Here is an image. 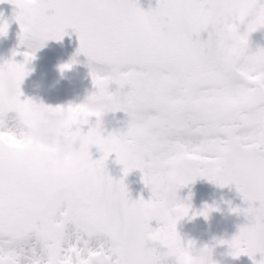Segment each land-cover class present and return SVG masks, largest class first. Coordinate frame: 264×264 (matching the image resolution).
<instances>
[{"label":"snow or ice","instance_id":"6c2138e0","mask_svg":"<svg viewBox=\"0 0 264 264\" xmlns=\"http://www.w3.org/2000/svg\"><path fill=\"white\" fill-rule=\"evenodd\" d=\"M3 2L18 9L19 41L28 51L13 52L22 62L0 63V74L13 77L16 88L14 106L0 118V264H187L181 257L195 241H183L176 225L191 207L178 191L199 178L234 184L248 204L231 209L248 222L217 243L227 244L233 258L264 257V106L251 103L264 96V49L249 51L250 34L264 28V0H157L148 11L138 0ZM214 2L230 20H208L205 10ZM8 27L0 22V36ZM160 27L169 38L151 47L143 71H130L125 57L139 34ZM69 28L79 40L76 54L88 59L95 90L67 105L62 134L86 137L87 160L75 169L45 171L22 154L23 145L44 112L63 106L21 99V83L35 52L62 40ZM118 111L128 116L126 129L104 135L102 117ZM90 117L95 125L84 131ZM92 146L99 159L92 158ZM113 153L123 165L119 180L107 173ZM133 170L141 171L148 200H131L124 177ZM217 210L205 205L197 214L207 219ZM153 220L158 227H151ZM134 240L142 254L133 262L125 246Z\"/></svg>","mask_w":264,"mask_h":264},{"label":"clouds","instance_id":"9594fccd","mask_svg":"<svg viewBox=\"0 0 264 264\" xmlns=\"http://www.w3.org/2000/svg\"><path fill=\"white\" fill-rule=\"evenodd\" d=\"M205 16L209 21L226 22L230 13L218 2L212 3L206 10ZM166 27L149 29L139 34V43L135 50L125 57V64L130 71H143L148 60V53L155 44L163 43L169 38ZM0 85L3 86V97L0 98V118L6 119L16 100L14 78L7 72L0 74ZM253 107L264 106V96H257L251 101ZM70 118L67 105L57 110L44 112L28 129L27 140L23 145L22 154L31 159L35 157L45 171H63L82 166L87 160L86 137L80 132L70 135L62 134ZM110 191L111 184H106ZM109 223H114L109 219ZM125 252L131 261H135L142 249L139 241H129ZM213 247L204 244L194 245L188 249L181 259L187 264H221L214 258Z\"/></svg>","mask_w":264,"mask_h":264},{"label":"rangeland","instance_id":"374dc122","mask_svg":"<svg viewBox=\"0 0 264 264\" xmlns=\"http://www.w3.org/2000/svg\"><path fill=\"white\" fill-rule=\"evenodd\" d=\"M18 11L15 6L8 2L0 3V22L7 21L9 24L7 34L0 36V61L4 59H14L16 62H22L24 60L23 55H16L13 57V52L28 51L27 44H20L19 33L20 26L14 18V13ZM66 35L60 41L49 40L45 46L35 52V59H32L26 66L29 70L28 75L21 83V91L23 93L21 99H32L37 103L49 104L52 107L66 106L68 104H79L87 97L84 93V85L92 83L90 76V69L88 63L81 67L79 61H76V55L73 51H77L79 47L78 37L73 29H67ZM65 44L69 46L70 50L62 46ZM75 58V63L72 64L70 69L56 72L55 68L60 69V66L69 63ZM79 59L85 60L86 57L83 54H79ZM50 69V70H49ZM79 76V78H77ZM76 79V81H75ZM82 79L84 82H82ZM73 80V83H72ZM81 87L75 85V83ZM116 85H112V89L115 90ZM127 89H125L126 91ZM45 100V101H44ZM109 118L102 117L103 134L107 135L114 131H123L126 129V123L128 116L122 112H108ZM122 116V118H120ZM87 125H82L84 131L88 130ZM91 155L93 159H99L101 153L95 146H92ZM116 159L115 153L111 154L106 162L107 172L116 171V164L109 159ZM114 159V160H115ZM142 177V173H141ZM194 205V208L198 212L199 207L204 209L205 205ZM197 219L190 221L185 219L183 226L177 225L178 234L183 237L187 235L198 234V230L202 224L197 225ZM152 224H155V228L159 225L157 221L153 220ZM191 225V227L189 226ZM199 243L203 242V238L199 235Z\"/></svg>","mask_w":264,"mask_h":264},{"label":"water","instance_id":"95a60500","mask_svg":"<svg viewBox=\"0 0 264 264\" xmlns=\"http://www.w3.org/2000/svg\"><path fill=\"white\" fill-rule=\"evenodd\" d=\"M247 208L248 204L220 205L217 211H214L212 220V234H214V258L224 260L226 264H245V255L239 258H233L230 255L231 249L227 244L217 243L219 240L229 241L233 236L238 234L239 227L248 222L245 215L237 214L231 211L232 208Z\"/></svg>","mask_w":264,"mask_h":264},{"label":"flooded vegetation","instance_id":"af4514ba","mask_svg":"<svg viewBox=\"0 0 264 264\" xmlns=\"http://www.w3.org/2000/svg\"><path fill=\"white\" fill-rule=\"evenodd\" d=\"M244 30V25H241V31ZM208 33H201V39H207ZM258 49H264V28H261L250 34L249 37V51L255 52Z\"/></svg>","mask_w":264,"mask_h":264}]
</instances>
